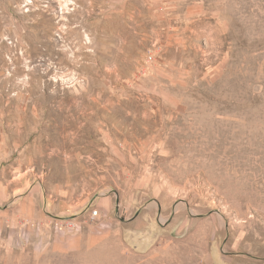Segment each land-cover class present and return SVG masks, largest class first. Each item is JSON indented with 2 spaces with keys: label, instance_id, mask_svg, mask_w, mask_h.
Returning <instances> with one entry per match:
<instances>
[{
  "label": "rangeland",
  "instance_id": "obj_1",
  "mask_svg": "<svg viewBox=\"0 0 264 264\" xmlns=\"http://www.w3.org/2000/svg\"><path fill=\"white\" fill-rule=\"evenodd\" d=\"M6 179L39 186L47 224L0 264H205L189 223L131 243L46 213L54 198L162 224L183 207L194 226L212 216L210 247L264 254V0H0Z\"/></svg>",
  "mask_w": 264,
  "mask_h": 264
},
{
  "label": "crops",
  "instance_id": "obj_2",
  "mask_svg": "<svg viewBox=\"0 0 264 264\" xmlns=\"http://www.w3.org/2000/svg\"><path fill=\"white\" fill-rule=\"evenodd\" d=\"M43 201L44 197L38 185L31 186L24 183H13L9 179L1 183L0 205H5V209L1 210L0 213V252L5 253V255L23 254L24 248L27 249L30 246L28 240H26L30 233H37L44 226L43 224H47V216L42 210ZM49 202L50 204L47 207L48 211L46 213L55 218L75 217V220L82 229L88 226L89 221L93 223V221L99 222L101 220L107 227L111 225V228H117V230L122 232L123 230L126 231V236H128L127 238L131 243L137 242L143 245L157 243L158 230L174 227L176 228V232L180 230L183 233L185 224L189 223L193 227V238L195 241L201 244L203 249L205 248V244L208 245V254L203 258L205 264H237V261L240 264H264L262 247L258 248L253 243L245 241L239 243L238 240L234 242L229 240L228 244L222 250L210 247L211 239L215 233L211 215H208L203 223H197L198 225L194 226L196 221L192 223L193 219L192 221L189 220L184 208L178 207L171 221L162 224L156 220V214H153L155 209L147 207L136 215V217L127 220L120 216L115 218L113 212L119 211V207L113 206V199L104 198L94 200L93 204L90 205L93 207L91 208L92 210L98 211L97 217L92 219L90 215L91 209L86 210L89 205L87 200L68 202L54 198ZM167 213L168 211H166ZM162 217L165 218L164 215ZM25 221L32 222L35 227L31 228L32 224L25 225ZM139 223H144V230L142 232H133V229L139 226ZM76 239L77 236L72 238L71 241ZM46 242L47 240L40 241L39 239L33 248L43 246ZM49 243L55 250H60L62 248L63 238L59 237V235L52 236ZM244 247L246 248L245 251L243 250ZM36 249L39 250V247ZM147 249H150V247Z\"/></svg>",
  "mask_w": 264,
  "mask_h": 264
},
{
  "label": "built area",
  "instance_id": "obj_3",
  "mask_svg": "<svg viewBox=\"0 0 264 264\" xmlns=\"http://www.w3.org/2000/svg\"><path fill=\"white\" fill-rule=\"evenodd\" d=\"M97 214H98L97 210L91 211V217L92 218L97 217ZM65 227L67 228L68 231H77L79 228V225L77 224V222H75L73 220H69V221H66Z\"/></svg>",
  "mask_w": 264,
  "mask_h": 264
}]
</instances>
